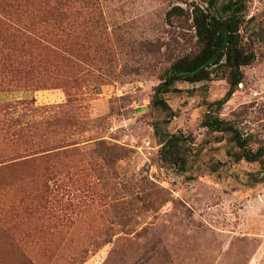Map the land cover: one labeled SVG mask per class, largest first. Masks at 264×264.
<instances>
[{
  "label": "rangeland",
  "instance_id": "1",
  "mask_svg": "<svg viewBox=\"0 0 264 264\" xmlns=\"http://www.w3.org/2000/svg\"><path fill=\"white\" fill-rule=\"evenodd\" d=\"M206 0H0V264H264V157L235 160L229 132L264 143V0H247L254 59L176 81ZM179 6L182 12L167 18ZM187 136L183 170L160 135ZM231 152V153H230Z\"/></svg>",
  "mask_w": 264,
  "mask_h": 264
},
{
  "label": "trees",
  "instance_id": "2",
  "mask_svg": "<svg viewBox=\"0 0 264 264\" xmlns=\"http://www.w3.org/2000/svg\"><path fill=\"white\" fill-rule=\"evenodd\" d=\"M205 3V6L193 4L189 12L198 44L197 51L175 59L165 69L163 81L154 88L153 104L169 113H172V110L161 94L176 91L177 88L173 87L176 81L207 80L213 72V67L218 65L225 67L229 88L225 97L216 102L220 105L242 81L241 67L254 59L251 46L243 40L240 32L247 0H206ZM180 12L182 9L179 6H173L167 12V18ZM202 125L212 131L230 133V141L238 147L236 152H230L235 160L244 159L252 162L264 157V143L255 149L249 147L248 137L243 136L230 121L214 116L211 111L208 110L204 114ZM187 139L182 133L160 135V159L183 170L186 163L183 148Z\"/></svg>",
  "mask_w": 264,
  "mask_h": 264
}]
</instances>
